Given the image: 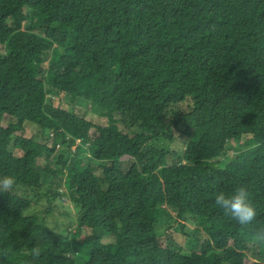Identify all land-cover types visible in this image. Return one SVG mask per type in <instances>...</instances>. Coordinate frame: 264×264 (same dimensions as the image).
Listing matches in <instances>:
<instances>
[{
    "label": "trees",
    "instance_id": "16d2710c",
    "mask_svg": "<svg viewBox=\"0 0 264 264\" xmlns=\"http://www.w3.org/2000/svg\"><path fill=\"white\" fill-rule=\"evenodd\" d=\"M85 104L97 120L75 111ZM29 125L51 145L34 150ZM174 130L190 139L171 162L152 144ZM4 176L0 264H245L264 226V0H0ZM45 183L88 202L74 230L26 214ZM242 186L248 226L215 204ZM190 217V248L159 235Z\"/></svg>",
    "mask_w": 264,
    "mask_h": 264
},
{
    "label": "rangeland",
    "instance_id": "374dc122",
    "mask_svg": "<svg viewBox=\"0 0 264 264\" xmlns=\"http://www.w3.org/2000/svg\"><path fill=\"white\" fill-rule=\"evenodd\" d=\"M83 105L80 108L75 109V107H72L69 105V110L75 109V111H80V115L86 114V119H94L97 120L98 118V108L95 106H92L88 104ZM84 112V113H83ZM84 116V115H83ZM12 119L10 117L4 118V125H6L8 122H10ZM187 122H190L191 125H193V120L188 118L186 120ZM178 126L181 129H184L183 122L178 123ZM26 136L32 140L31 147L39 152V149L43 145L50 146L51 141L49 140L50 134L48 131H39L35 126H27L26 128ZM174 137L171 139H160L152 144L154 148H156L158 151H170L173 152L175 155H170L168 161L174 162L177 160V157L181 155L190 139V135H182L181 131L174 130ZM62 148L57 147V152L61 151ZM235 149L230 148L229 154L234 153ZM86 157V154L84 155ZM103 158L107 157V154L102 155ZM54 159V157L52 158ZM86 159V158H85ZM85 160V163H91ZM130 159L123 162L125 166L130 165ZM37 163L41 165V167L45 166V160L44 156L39 157ZM93 164V163H92ZM94 165V164H93ZM95 173L97 175H101V170H99L98 167L94 166ZM50 175V174H49ZM46 191V188H50V191L44 193V195L35 198L33 207L30 208L26 214H34L37 215L40 220L43 221L45 225H48L56 230L59 231H72L76 227L77 222V215L79 213V208L83 203H88L84 199L78 197L73 189L68 188L63 184L62 190H64V193H66V197L61 196L63 192H61L59 188H56L53 186V184H44ZM29 194H32L31 191H28ZM55 197H54V196ZM181 222L185 223V226L182 227L180 224L176 223L175 221L170 222H158L157 230L160 236L162 238H168L173 243H176L178 245L183 246L184 248H190V238L185 235V233H190V231L195 226V219L190 217L188 220H181ZM112 242L104 238L103 245L106 249H109V244ZM255 245L258 246V248H252L249 251V256L244 258L245 264H252L253 261L256 258H260L262 261H264V243L257 242ZM205 251L208 252L211 250L212 245L210 242L205 241ZM260 253V254H259ZM78 261H81V258L77 256ZM180 264H192L189 260L186 259L184 253L180 255L179 259Z\"/></svg>",
    "mask_w": 264,
    "mask_h": 264
},
{
    "label": "clouds",
    "instance_id": "9594fccd",
    "mask_svg": "<svg viewBox=\"0 0 264 264\" xmlns=\"http://www.w3.org/2000/svg\"><path fill=\"white\" fill-rule=\"evenodd\" d=\"M260 144H253L252 148H259ZM15 185V178L12 176H4L0 178V192H8ZM215 204L224 210L226 215H229L241 226L252 225L257 221V210L250 199V193L245 187H239L231 195L224 192H219L215 196ZM252 239L255 242L264 243V226L258 227L252 233ZM7 255V252L4 253ZM33 256H39L38 247L32 249Z\"/></svg>",
    "mask_w": 264,
    "mask_h": 264
}]
</instances>
